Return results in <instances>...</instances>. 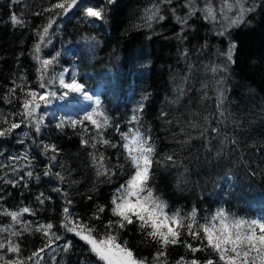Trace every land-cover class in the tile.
I'll list each match as a JSON object with an SVG mask.
<instances>
[{"label": "trees", "instance_id": "trees-1", "mask_svg": "<svg viewBox=\"0 0 264 264\" xmlns=\"http://www.w3.org/2000/svg\"><path fill=\"white\" fill-rule=\"evenodd\" d=\"M55 2L0 0V98L9 95V89L15 86L13 81L16 85L23 83L19 79L21 75L26 77L30 88L48 90L38 88L39 64L32 56L33 45L38 42L37 30L53 17L55 22L46 38L51 42L42 45L41 57L51 58L57 52L60 55L45 79L70 67L85 90L99 91L95 99L99 98L101 110L121 131L133 127L129 120L134 114L140 116L136 126L151 135L158 156L175 153L177 166L165 163L154 166L152 182L173 209L180 207L188 211L195 205L201 223L204 216L220 207L247 219L264 218V0H247L245 7L255 4L256 10L246 15L244 23L230 27L227 36L216 34L228 25L227 20L218 13L216 21L205 20L197 11L182 33L186 39L178 37L181 25L171 11L174 8L176 15L185 16L189 11L186 0H172L171 4L161 0H115L110 5L106 0H78L77 6L66 14L44 11ZM195 2L197 8H203L208 0ZM211 3L214 6L215 0ZM98 5L106 8V18L86 17L84 9ZM154 5H159L165 19L152 21L149 28L145 13ZM40 12L43 14H34ZM228 14L233 17L235 11ZM12 15L20 18L23 26L13 25ZM229 39L237 44L235 63L229 65L227 73H213V65L224 63L218 52L227 50ZM224 76L227 77L223 106L226 119H221L216 110V81ZM49 89L58 95L57 103L49 111L41 104L37 113L38 118L43 117L41 133L37 134L25 120L19 129L0 137V212L28 206L35 215L25 214L23 221L31 222L33 228L37 223L51 222L56 225L53 231L62 237L54 243L72 241L68 252L49 255L45 248L39 259L27 264H102L88 245L59 227L64 193L73 201L70 210L74 215L94 224L98 233L94 235L103 238V224L110 212L106 209L99 221L91 220L92 213L97 204L109 203L114 189L127 179V174L112 177V183L102 182L105 178L95 175L88 155L95 150L81 145L80 126H70L72 120L84 116L69 111L76 108L77 100L64 95L58 80ZM205 94L206 98L202 99ZM145 95L148 98L143 100ZM16 97L10 104L0 99V113L19 123L24 118L13 115L22 111L24 94L19 88ZM141 103L143 112L137 113ZM162 112L167 115L162 116ZM190 121L207 127V133L200 136L203 129L188 127ZM61 122L65 126L57 128ZM88 127L91 129V125ZM181 128L185 131L181 132ZM212 128L219 131L213 132ZM105 135L113 142H120L114 127L107 129ZM189 135L196 138L182 145L180 141ZM233 139L235 144L231 142ZM45 144H54L59 149L55 162L49 160L51 153L44 154ZM100 150L112 164H116L122 151ZM25 155L27 159H23ZM13 157L21 159L13 160ZM119 160L124 163L122 156ZM50 164L52 172L61 173L63 181L55 175H44ZM28 171L33 173L31 177L26 175ZM7 181L16 182V186ZM57 188L60 191H54ZM41 193L42 198H50L43 205L36 199ZM10 223L9 217L0 215V226ZM7 235L0 234V239ZM122 238L128 239L141 257L151 259L156 251L154 246L139 244L138 234H123ZM19 243L24 258L45 247L47 238L38 232H25ZM191 255L183 246H176L169 249L168 261L175 264L180 256ZM195 255L201 261L206 258L205 253ZM8 256L15 258L11 253Z\"/></svg>", "mask_w": 264, "mask_h": 264}, {"label": "snow or ice", "instance_id": "snow-or-ice-1", "mask_svg": "<svg viewBox=\"0 0 264 264\" xmlns=\"http://www.w3.org/2000/svg\"><path fill=\"white\" fill-rule=\"evenodd\" d=\"M16 3L17 0H12ZM162 3L171 4L172 0H161ZM247 0H222L219 9L221 17L228 21L227 26H222V30L216 34L219 36L230 35L228 29L230 27L238 26L245 22V17L248 13L256 10V5L245 7ZM107 4L115 3V0H106ZM78 0H56L49 8L44 9L46 12H54L57 15L66 14L72 8L76 7ZM185 7L189 9L185 16L176 15V9H172V14L176 22L181 25V32L178 33L179 38L182 33L189 26L188 20L200 11L205 20L216 21L217 9L208 0L203 8H197L195 0H186ZM59 10V11H57ZM235 11L233 17H229L227 13ZM86 17L95 20H104L106 18V8L103 5L90 6L84 9ZM35 15H42L43 13H34ZM164 15L160 14L159 5H154L153 9H147L145 13L146 26L151 28L152 21H163ZM55 22L53 17H49L48 23L37 30L36 35L38 42L33 45L32 58L37 61L39 68L37 69L38 75V88L49 89L54 85L57 80L59 86L67 91L64 95L69 93H79L84 96L86 100L92 101L93 97L85 91L84 84L77 81L75 78L76 73L72 72V79L66 82L65 73L63 72L49 77V70L57 62V57L60 53L57 52L51 58H42L41 51L42 45L50 43L49 30ZM11 23L13 25L23 26V21L16 15L11 16ZM139 27V25H137ZM207 45L205 44V47ZM237 49V44L234 40L229 39L226 51L218 52V55L224 57V63L221 65H213L211 71L213 73L222 72L227 73L229 65L235 63L234 54ZM23 83L16 85L13 81L14 87L9 89V95L2 97L5 103H12V98L16 97L17 88L24 94L22 101V111L14 113L13 115H20L24 119L21 122H12L8 116L0 113V125H8L0 127V137H4L12 133L14 130L19 129L21 124L27 120L34 128L37 134L41 133V126L43 124V117H37L38 110L41 104H47L50 97L55 96L54 91L48 90L40 92L28 86L26 77L23 75L19 78ZM227 77H221L216 81L217 84V99L216 110L221 119H226L223 106L226 99L224 88ZM206 87V86H205ZM180 91L181 95L182 90ZM148 97L145 95L142 99L146 100ZM206 98V94L202 99ZM176 101H173L175 103ZM95 107L91 111L84 114L82 119L72 120L70 126L76 128L80 126L82 129L80 143L84 147H90L95 151L89 152L92 166L95 170V175L104 177L105 183H112V177L120 174H127V179L124 180L118 187H116L111 195V199L107 205L97 204L92 213L91 220H101L102 215L106 209L110 212V217L103 224L104 235L103 238H97V228L90 221H84L77 218L70 210L73 204L71 199L65 196V206L62 209V221L59 225L65 232L71 233L78 237L86 245L89 251L95 255L98 261L102 264H169L168 252L170 248L176 246H183L191 257L180 256L175 264H264V218L247 219L245 217L236 216L225 208L220 207L209 216H204L203 222L199 218V210L193 205L190 210L185 211L183 208H172L168 201L160 194L152 183L155 179L154 166L162 163L170 164L172 167L177 166L175 153L166 154L163 157L158 156L157 145L150 134L141 131L140 127L136 126L139 123L140 116L134 114L129 124L127 131H121L118 124L113 125L111 118L101 110V102L96 98ZM144 105L141 103L137 109V113L143 112ZM162 116L167 115L161 113ZM205 122L208 117H204ZM87 122V123H85ZM171 123V121H168ZM88 125H91L89 129ZM63 122L57 124V128H63ZM114 127L115 132L120 136V142H113L107 138L105 133L107 129ZM188 127L202 128L200 136L207 133L208 128L197 122L190 121ZM185 129L181 128V132ZM213 132H218L217 128H212ZM87 136V138H85ZM196 137L188 136V139L180 141V143L188 144ZM233 144L236 140L231 141ZM99 146V147H98ZM100 148H119L116 164H112L110 158L107 157ZM45 155L49 156L51 162L57 160V153L59 149L54 144L43 145ZM219 155V153H218ZM122 156L124 163H120L119 157ZM13 160L21 159L20 157H13ZM23 159H27L25 155ZM127 165V168H125ZM52 164L44 172L45 176L55 175L60 181L64 180L61 173L52 172ZM31 177L33 173L28 171L26 173ZM22 179V178H21ZM16 186V182L7 181ZM180 181L178 180L177 186ZM54 191H60L59 188ZM43 193L36 197L41 205L44 204L45 199L42 198ZM88 199H92L91 196ZM25 214L35 215V211L28 206H21L17 210H3L0 215L10 218L11 223L8 225L0 226V234L7 233L8 235L0 239V264H27L28 261H34L40 258V254L45 251V248H51L55 241L61 240L62 237L57 235L53 229L55 224L37 223L33 228L31 222L23 221L22 217ZM16 225H23L22 228L15 227ZM38 232L47 238L45 247L32 253L28 257H21V245L19 240L23 237L25 232ZM98 234V233H97ZM123 234L136 235L138 234L139 244L154 246L156 251L153 253L152 258L141 257L137 254L136 249L130 246V242L126 238H122ZM193 242H196L195 244ZM72 241L67 240L62 250L68 252L72 248ZM205 253L206 258L201 261L196 257V253ZM11 253L15 258L9 257ZM83 264V262H82Z\"/></svg>", "mask_w": 264, "mask_h": 264}, {"label": "rangeland", "instance_id": "rangeland-1", "mask_svg": "<svg viewBox=\"0 0 264 264\" xmlns=\"http://www.w3.org/2000/svg\"><path fill=\"white\" fill-rule=\"evenodd\" d=\"M197 1H201V0H197ZM215 3H214V8L217 9V13L221 17V13H219L220 12L219 9L221 7L222 0H215ZM227 15L229 16L230 14L227 13ZM65 69H68V72L65 73V80H66V82H70L71 79H72V72H73V70L70 67H67ZM58 87L61 90L65 91V92L67 91L66 89H63V88H61L59 86V82H58ZM48 90H51L52 91L53 89H48ZM85 91L88 92L87 90H85ZM88 93L93 97V100L92 101L86 100L84 98V96L82 94H79V93H70V94H68L67 95V98H74V99L77 100L76 108L73 109V110L72 109H69V111L73 112V114H76V113L85 114L86 112L91 111L92 108L95 107V103H94V101H95V95H97L99 93V91L88 92ZM57 96L58 95L56 94L55 96L50 97L49 102L47 104H43L42 103L43 105H45L46 108H48L47 111H49L51 109V105L52 104L57 103V101L55 100L57 98ZM47 111H45V114H46ZM64 243L65 242H63V243H59V242L53 243L52 246H51V248H48L46 250V253L49 254V255H54V254H58L60 252V254H61L63 252L62 246H63Z\"/></svg>", "mask_w": 264, "mask_h": 264}]
</instances>
